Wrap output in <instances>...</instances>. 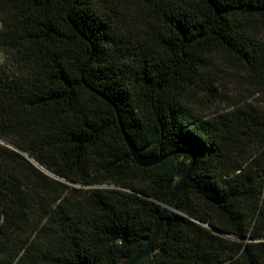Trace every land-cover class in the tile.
Returning a JSON list of instances; mask_svg holds the SVG:
<instances>
[{"label": "trees", "instance_id": "trees-1", "mask_svg": "<svg viewBox=\"0 0 264 264\" xmlns=\"http://www.w3.org/2000/svg\"><path fill=\"white\" fill-rule=\"evenodd\" d=\"M0 54V264L131 263L192 163L137 264H264V0H0Z\"/></svg>", "mask_w": 264, "mask_h": 264}, {"label": "rangeland", "instance_id": "rangeland-1", "mask_svg": "<svg viewBox=\"0 0 264 264\" xmlns=\"http://www.w3.org/2000/svg\"><path fill=\"white\" fill-rule=\"evenodd\" d=\"M235 75L228 73L221 76L216 85V97L203 94L195 100L194 106L199 110L200 116H213L244 105L258 106L257 96Z\"/></svg>", "mask_w": 264, "mask_h": 264}, {"label": "water", "instance_id": "water-1", "mask_svg": "<svg viewBox=\"0 0 264 264\" xmlns=\"http://www.w3.org/2000/svg\"><path fill=\"white\" fill-rule=\"evenodd\" d=\"M124 136H125V140L127 143V146L129 148V151L131 153V156L133 158V160L135 161V163L142 167V168H149L152 166L157 165L159 162H161L163 160V158L161 157H146L143 156L141 154V152L137 149L136 145L134 144V142L127 136L125 129L122 127ZM28 160L33 163L34 165H36L30 158H28ZM193 169V163L191 164L190 169L188 170L187 174L185 175V177L183 178V180L181 181V183L179 184V186L176 188L173 196L171 197V199L169 200V202L163 207V211L161 213L159 222L156 226V229L154 231V233L152 234L150 240L148 241L145 249L143 250V252L137 257L135 258L131 263L129 264H137L139 261H141L142 259L148 257L154 250V246L155 243L157 242V239L159 237L161 228H162V224L163 221L165 219L166 214L168 213V211L172 210L173 206H174V202L177 198V196L179 195V193L181 192L184 184L186 183L187 179L189 178L191 171ZM215 232L225 235V233L217 228L211 227Z\"/></svg>", "mask_w": 264, "mask_h": 264}, {"label": "built area", "instance_id": "built-area-1", "mask_svg": "<svg viewBox=\"0 0 264 264\" xmlns=\"http://www.w3.org/2000/svg\"><path fill=\"white\" fill-rule=\"evenodd\" d=\"M1 57H2V55L0 54V60H1Z\"/></svg>", "mask_w": 264, "mask_h": 264}]
</instances>
